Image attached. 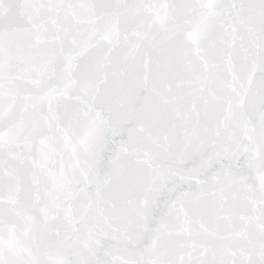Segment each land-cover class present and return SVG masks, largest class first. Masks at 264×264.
<instances>
[{
	"label": "snow or ice",
	"instance_id": "1",
	"mask_svg": "<svg viewBox=\"0 0 264 264\" xmlns=\"http://www.w3.org/2000/svg\"><path fill=\"white\" fill-rule=\"evenodd\" d=\"M0 264H264V0H0Z\"/></svg>",
	"mask_w": 264,
	"mask_h": 264
}]
</instances>
